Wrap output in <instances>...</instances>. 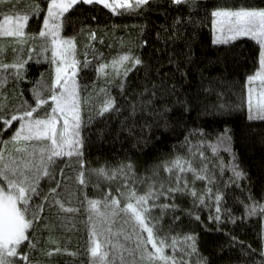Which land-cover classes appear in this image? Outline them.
Instances as JSON below:
<instances>
[{"label": "snow or ice", "instance_id": "snow-or-ice-1", "mask_svg": "<svg viewBox=\"0 0 264 264\" xmlns=\"http://www.w3.org/2000/svg\"><path fill=\"white\" fill-rule=\"evenodd\" d=\"M81 4L102 5L114 15L135 14L145 18V24L148 14L162 11L165 21L158 25L156 38L165 47L157 51L167 52L166 63L173 65L184 80L188 73L174 58L176 50H169L168 45L178 47L177 42L182 41L185 67L192 63L193 44L207 18L201 12L210 14L213 44L227 47L238 38L258 42V67L254 74L246 77L249 85L246 100L248 119H264V0L260 5L216 4L211 9L202 0H165L163 4L153 3V0H28L26 3L0 0V133L10 126L14 128L6 139L0 136V264H41L29 258L33 250L46 256L70 251L58 246L51 231L56 225L49 222L45 213V204L48 213L79 212L78 206L61 198L70 179L64 175V167L58 165L61 160L74 172L82 188L91 185L99 190V194L92 196L83 192V201L77 199V205L82 203L87 213L90 264H137L138 261L139 264H209L199 250L198 234L175 226L180 219L175 215L180 208L176 200L189 196L193 207L183 211L197 220L200 216L195 209L200 206L210 209V221L219 224L223 213L228 222L235 223L237 215L225 207L228 198L240 203L243 216L247 218L257 215L258 211L264 216V194L258 200L251 192L250 183L241 185L248 173L237 162L227 123L223 131L214 133L203 127H189L183 140L173 145L171 154L154 160L143 171L138 170V162L128 153L115 162L98 159L94 167L86 160V148L93 143L94 120L107 124L105 117L115 113L120 117V128L142 143L146 131L168 127V117L175 106H181L183 113H187L196 101L192 99L190 103L191 94L184 92L175 77L169 82V74L160 72L156 67L161 63L158 57L134 50L149 43L143 38L144 26L140 29L139 44L133 41L126 49L105 57L96 42L103 44L108 32L116 26L103 25L104 30L98 35L99 22L93 26L86 23L81 14H73ZM30 18H37L35 31L30 30ZM39 18H42V26ZM68 30L70 34H62ZM78 36L84 37L79 41V48ZM118 39L121 45L125 44L124 37ZM9 48L13 58L5 63L3 57ZM29 61L37 65L46 61L48 67L32 78L28 76ZM90 69H94L96 78L102 79L104 84L119 79L117 87L125 100L123 105L117 107V99L107 87L97 88L95 80H89ZM133 69L138 76L143 69V76L137 86L128 90L131 81L126 78ZM26 79H34L31 100L20 88L21 81ZM216 79L201 69L204 91L216 90L220 100L223 93L215 89ZM10 80L14 82L12 95L5 89ZM232 107L220 102L208 105L205 111L211 108L214 113H225ZM121 108L127 115H123ZM107 130L97 128V139H103ZM209 136L213 138L208 139ZM177 146L185 147L186 153L176 152ZM205 149L210 151L211 157L205 154ZM221 150L228 153L227 163L220 156ZM195 157H199L198 165L194 163ZM226 168L230 172L227 177L224 176ZM42 181L46 183L42 185ZM197 181H201L202 186L198 187ZM102 184L106 187L101 188ZM230 185L239 188L246 199L234 196ZM68 199L71 201L72 197ZM119 214H123L122 223L130 224L131 228L130 231L117 230L124 231V239L131 241L126 249L113 240L112 225ZM165 216L169 217L167 225L163 223ZM56 218L61 227L74 226L73 216ZM45 230L48 231L45 243L57 244L46 251L40 246ZM231 240L236 242L235 237ZM247 248L248 254L254 251L250 245ZM259 252V261L253 260L252 264H264V241Z\"/></svg>", "mask_w": 264, "mask_h": 264}, {"label": "trees", "instance_id": "trees-1", "mask_svg": "<svg viewBox=\"0 0 264 264\" xmlns=\"http://www.w3.org/2000/svg\"><path fill=\"white\" fill-rule=\"evenodd\" d=\"M28 0H21V3H26ZM165 0H153V3L163 4ZM202 3L209 9L216 4H252L260 5L261 0H202ZM76 7V6H74ZM94 9V10H93ZM173 9H169L171 12ZM72 11L71 9L69 10ZM81 14L86 23H91L96 26L99 22L101 27L97 28L98 35L104 30L103 25L111 27L114 24L116 27L108 32L103 44L97 43V48L100 49L105 57H111V55L117 53L122 48H127L131 42L139 44L141 39V26H144L143 38L148 39L149 43L143 48H135V51H140L141 54L150 52L154 57H158L161 61L156 65L160 72L169 74V82L175 77L178 82L183 86L184 92L190 93V103L192 99H195L196 103L191 104L189 112L183 113L181 106L177 105L173 108L169 114L168 127H154L151 131L144 133L145 142H136L133 136H129L127 132L120 128V117L113 113L110 116L105 117L104 121H93L92 124V141L93 143L86 148L85 158L91 162L94 167L97 165V160L103 161L107 159L115 162L117 158L123 157L125 153L131 155L135 161L139 164V171H143L144 167L151 164L156 159H163L165 155H169L173 152V145H177L179 141L183 140L185 132L189 127H203L209 132L223 131L224 124L227 123L231 128V134L233 138L232 148L237 155V162L248 173L247 180L242 179L241 185L251 184V192L256 199L260 200L262 194H264V119L254 118L248 119L247 110V88L248 83L246 77L249 74H254L255 69L258 67V42L251 38H238L237 41L232 42L227 47L223 44L215 45L212 43L213 31L211 18L209 13L201 12L200 14L207 17L203 24L199 28L196 40L193 44L194 56L193 61L187 67H185L183 59V42H177L176 45H168L169 50L175 49L174 58L178 60L180 66L184 68L188 73L186 80L180 78V74L176 72L175 67L166 63L167 52L157 51L162 49L165 45L158 41L156 38V31L158 25L164 23L165 16L162 11H153L147 15V24H145V18L139 17L135 14L132 15H114L110 10L105 9L102 5H84L81 4L76 7V12ZM95 17V20L91 18ZM170 19V16H169ZM39 24L42 26V18H39ZM30 30H37V18H30ZM79 27V26H78ZM62 34H70V30L63 32ZM119 37H124L125 44L121 45ZM83 36H78V48L79 41L83 40ZM111 44L109 48L108 45ZM50 54V53H49ZM13 54L9 48L4 54L3 60L8 63L12 60ZM82 59V57H79ZM29 71L28 76L36 78L39 76V72L48 67L46 61H41L37 65L34 61L28 63ZM139 67V66H138ZM201 69L203 73L209 77L217 78L215 80V89H218L223 93L220 100L217 99L216 90L205 92L201 86ZM11 69H9L10 71ZM48 76V73H45ZM143 76V69L140 70L139 76L136 73V69H133L127 80L131 81L128 85V90L138 85L140 77ZM89 80H95L96 87L101 85L107 87L112 95L117 99V107L123 105L125 100L119 95V89L117 87L119 79L117 78L111 84H104L102 79H97L94 69H90L88 72ZM33 80L21 81L20 88L24 92V96L29 100L32 99L31 86ZM258 83V82H257ZM205 86L207 81L204 82ZM92 85H89L91 88ZM14 88V82L9 81L5 86V89L9 91V95H12ZM125 91V96L127 91ZM224 102L229 105H233L228 112L214 113L211 108L205 111V107L208 105ZM48 103H51L50 101ZM123 115H127V111L121 108ZM86 115V112L84 113ZM182 114V115H181ZM17 122H13L16 125ZM163 123V122H161ZM18 126V125H17ZM2 127V122H0ZM107 128L103 135V139H97L95 130L97 128ZM119 130V132H117ZM11 131L14 128L10 126V129H4L3 133H0L4 139L11 135ZM139 135L138 130H134ZM177 137V138H175ZM209 136L208 139H212ZM135 144V146H133ZM176 152L186 153L185 147L177 146ZM205 154L211 157V153L208 149H205ZM220 156L224 158L225 163L229 160L228 153L224 150L220 151ZM215 160V157H212ZM194 163L198 165L199 157L194 158ZM60 167H64V175L69 176L70 179L66 182L67 187L61 192V198L66 203H71L74 206L79 207L78 213H48L47 204H45V213L48 214L49 222L56 226L51 229L52 235L55 240L59 242L58 246L61 249L67 248L70 251L54 252L51 256H46L43 252L33 250L30 254V259L38 260L41 264H90L92 259L88 253V222L87 213L83 204L77 205V199L83 201V192H86L89 196L99 194V190L92 188L88 185L86 188H82L76 180L74 172L70 171L68 167L64 166L63 161H58ZM87 167V165H85ZM209 167L212 164L209 163ZM230 174L226 168L224 176L227 177ZM59 177L60 174L57 173ZM191 179V173L188 174ZM217 178L220 179L219 170L217 169ZM46 182L42 181V185ZM197 186H202L201 181H197ZM64 182L62 181V186ZM104 184L101 188H105ZM230 190L234 196L242 198L244 193L240 191L235 185H230ZM60 191V189H58ZM69 196L72 197L69 201ZM176 203L180 205V208L176 211L175 215L180 219L176 222V227L181 231H195L198 234V247L200 252L208 258L209 264H252L253 260L259 261L262 241H264V216L260 215L259 211L257 215L244 218L243 209L239 202L234 201L232 197L228 198L226 208H230L234 212L238 219L235 223L227 221L222 213V221L218 224L216 221L208 220L210 209L200 206L196 207V211L199 212L200 219L197 220L194 216H189L184 209H192V202L189 196H183L176 200ZM73 216L75 218L74 226L65 228L60 226V221L57 216ZM119 216L113 221V231L115 235L113 240L123 244L125 249L131 244V241L124 239V231H117L124 229L130 231V224H123L121 217ZM165 225L169 223V217L165 216L163 221ZM48 236V231L45 230L41 239V247L45 249L57 247V244L52 242L45 243ZM235 237L236 242L233 243L231 238ZM240 242H243L241 244ZM250 245L254 250L248 254L247 246ZM110 247V245H109ZM166 252H171L170 249H165ZM75 253V255H73ZM127 258V253L125 254ZM110 258V257H109ZM139 264V261L137 262Z\"/></svg>", "mask_w": 264, "mask_h": 264}, {"label": "bare ground", "instance_id": "bare-ground-1", "mask_svg": "<svg viewBox=\"0 0 264 264\" xmlns=\"http://www.w3.org/2000/svg\"><path fill=\"white\" fill-rule=\"evenodd\" d=\"M175 138H177V137H175Z\"/></svg>", "mask_w": 264, "mask_h": 264}]
</instances>
